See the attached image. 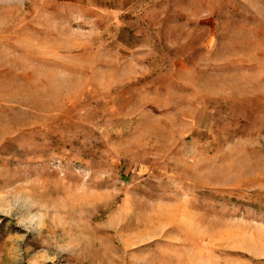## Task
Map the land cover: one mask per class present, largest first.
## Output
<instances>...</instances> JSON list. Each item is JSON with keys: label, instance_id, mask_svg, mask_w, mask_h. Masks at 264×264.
<instances>
[{"label": "rangeland", "instance_id": "374dc122", "mask_svg": "<svg viewBox=\"0 0 264 264\" xmlns=\"http://www.w3.org/2000/svg\"><path fill=\"white\" fill-rule=\"evenodd\" d=\"M0 264H264V0H0Z\"/></svg>", "mask_w": 264, "mask_h": 264}, {"label": "clouds", "instance_id": "9594fccd", "mask_svg": "<svg viewBox=\"0 0 264 264\" xmlns=\"http://www.w3.org/2000/svg\"><path fill=\"white\" fill-rule=\"evenodd\" d=\"M35 220H31V219H25V220H21L17 222V226L23 228L25 223H34Z\"/></svg>", "mask_w": 264, "mask_h": 264}]
</instances>
